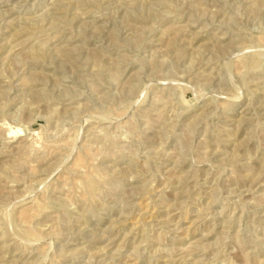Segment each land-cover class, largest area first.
Returning <instances> with one entry per match:
<instances>
[{
    "label": "rangeland",
    "instance_id": "374dc122",
    "mask_svg": "<svg viewBox=\"0 0 264 264\" xmlns=\"http://www.w3.org/2000/svg\"><path fill=\"white\" fill-rule=\"evenodd\" d=\"M0 264H264V0H0Z\"/></svg>",
    "mask_w": 264,
    "mask_h": 264
}]
</instances>
